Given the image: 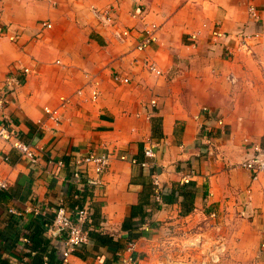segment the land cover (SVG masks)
Here are the masks:
<instances>
[{
    "label": "crops",
    "instance_id": "0c3cea01",
    "mask_svg": "<svg viewBox=\"0 0 264 264\" xmlns=\"http://www.w3.org/2000/svg\"><path fill=\"white\" fill-rule=\"evenodd\" d=\"M105 9L109 27L95 13ZM151 25L156 38L137 49ZM120 29L129 30L124 40L114 34ZM241 32L250 35L244 45ZM9 74L22 83L4 121L35 161L0 138L8 183L0 190V264L60 254L65 236L51 224L59 204L92 211L87 243L65 264H119L127 241L158 234L157 223L192 226L210 211L229 237L224 264H264V172L252 180L240 165L249 154L245 138L264 147V0H0V82ZM62 97L68 102L55 124L44 107ZM148 140L157 143L152 159L143 154ZM88 153L109 156L100 185L90 182L98 178L92 168L74 181L72 161ZM144 160L156 164L165 205L153 196ZM180 188L193 195L186 213ZM146 192L147 215L134 217L129 233L123 222ZM144 222L149 231L139 230ZM134 256L151 264L145 245Z\"/></svg>",
    "mask_w": 264,
    "mask_h": 264
},
{
    "label": "built area",
    "instance_id": "2783aa9c",
    "mask_svg": "<svg viewBox=\"0 0 264 264\" xmlns=\"http://www.w3.org/2000/svg\"><path fill=\"white\" fill-rule=\"evenodd\" d=\"M96 16L99 22L104 26L112 25V14L110 10L96 11ZM249 13L251 16H256V10L253 6H249ZM45 26L49 27L50 23H46ZM156 26L151 25L147 27L140 39L136 43L137 49H143L150 41L156 38ZM115 36L119 40H124L129 35L128 29H120L114 31ZM216 35L219 33L215 32ZM15 37V36H14ZM11 37V39H14ZM241 44H246V40L250 38V35L243 32L239 33ZM146 66L149 70L160 74L161 71L157 68L153 61L146 62ZM23 74L30 72L28 67L21 69ZM121 82H128V77H114ZM230 81H234L232 76H228ZM21 79L14 74L5 76L0 82V138L4 140H11L14 148H16L21 154L26 155L32 161H35L33 152L30 145L12 137L8 127L5 124V108L10 102L11 95L21 85ZM80 93V91H77ZM98 95L96 90L91 93V98L95 99ZM68 102L67 97H62L60 104L55 108L44 107L48 118L55 124L60 120V110ZM154 104L155 100H151ZM207 110L206 107H203ZM216 122L222 125V119L216 118ZM244 142L248 145L249 154L248 157L243 159L240 165L250 172L252 180L257 179L260 173L264 172V147L259 143L245 138ZM211 139H206L205 144L211 146ZM157 143L148 140L143 147V154L147 159H152L155 156V150ZM109 156L107 154H93L77 155L73 159V165L75 171L73 173L74 181L79 183V179L82 175L86 176L88 169L92 168L98 178H92L90 180L93 185L101 184V174L104 172L108 164ZM58 165L63 166L64 162L59 160ZM144 167H149L152 170V191L154 198L165 205L163 201L164 194L166 193V187L163 186L158 178L156 172V164L154 161L144 160L140 163ZM192 172V171H191ZM189 174L182 176L181 183H188ZM8 188L7 180L0 177V190ZM39 205H32L31 211L38 212ZM10 212H16V209L10 208ZM53 218L51 224L61 231L64 238V247L61 249L60 254L63 259L75 252L82 245L87 243L89 238V229L91 223V209L88 204L81 206H74L68 209L66 206L59 204L53 209ZM241 215H244L241 212ZM217 213L210 211L204 218L202 223H196L192 226H188L186 222L178 219L168 222L166 224L157 223L159 227V233L152 235H139L127 241L124 248V255H121L119 264H137L139 257L134 256L135 252H139L142 245H145V249L150 257L151 264H224V258L229 248V237L224 230L216 222ZM205 222V223H204ZM185 224V225H184ZM150 227L147 223H142L139 226L141 231H149ZM23 242H28L26 237L22 238ZM261 251L264 250V243L261 244ZM20 264H23L21 262ZM46 264V261L43 262Z\"/></svg>",
    "mask_w": 264,
    "mask_h": 264
},
{
    "label": "trees",
    "instance_id": "16d2710c",
    "mask_svg": "<svg viewBox=\"0 0 264 264\" xmlns=\"http://www.w3.org/2000/svg\"><path fill=\"white\" fill-rule=\"evenodd\" d=\"M179 192H181L182 195V201H181V212L186 213L191 208V202H192V196L191 193L183 188L179 189ZM148 193H144L142 195L140 202L132 205L130 209L129 216L124 220L123 222V228L126 229L129 233L134 228V217L139 218L140 220H143L145 216L147 215V211L145 210V204L148 202ZM166 198V197H165ZM63 257L61 254L55 253L49 254L46 261V264H65L63 263ZM44 259L41 255V253H37L34 255L30 262H26L24 264H43Z\"/></svg>",
    "mask_w": 264,
    "mask_h": 264
}]
</instances>
